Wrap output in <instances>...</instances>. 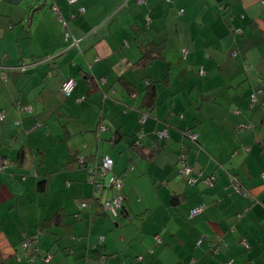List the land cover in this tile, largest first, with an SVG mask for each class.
<instances>
[{"label":"crops","instance_id":"1","mask_svg":"<svg viewBox=\"0 0 264 264\" xmlns=\"http://www.w3.org/2000/svg\"><path fill=\"white\" fill-rule=\"evenodd\" d=\"M25 1L0 8V264H264V0ZM141 39L158 43L145 65Z\"/></svg>","mask_w":264,"mask_h":264},{"label":"built area","instance_id":"2","mask_svg":"<svg viewBox=\"0 0 264 264\" xmlns=\"http://www.w3.org/2000/svg\"><path fill=\"white\" fill-rule=\"evenodd\" d=\"M38 1L45 2L47 0H38ZM68 1L73 2L76 0H68ZM142 1L143 0H137V2H142ZM50 8L57 15V17L60 20H62V17H61L60 11H59V6L54 1L50 2ZM80 10L83 11V7H80ZM146 19L148 20V17ZM64 37L66 40H68V38L70 37V32L67 29L64 31ZM70 43L71 44H77V40L75 38H72V41ZM181 51L183 54L185 53V49H182ZM198 72L200 74L204 73L203 66H199ZM2 75H5V73H3ZM75 83H76V81L73 77H67L66 79H64L62 81V83L60 85V91L65 95H69L70 92L73 90ZM252 97H254V95H252ZM83 98H84V95H81L76 100L80 101ZM2 116H3V114L0 112V117H2ZM166 133H167L166 129H160L157 131V136L163 137L166 135ZM188 135H190L192 138H195V135L193 133H189ZM79 159L82 160V156H80ZM112 165H113L112 158L108 155H104L101 158L99 163H97L95 166L92 165L90 167V170H89L90 178L94 182L96 191H99L102 187H104V184L98 180V177H102L104 174H106L112 168ZM3 166H5L4 163L2 161H0V169H2ZM178 172L182 176L185 177V180L188 184H194V183H197L200 181L205 185H210V184H212V181H213L212 175L199 179L200 173L195 176L194 174H192L191 168L188 167L187 165H183L181 168H179ZM108 184L110 186L114 187L117 190V193L115 195H113L111 198L104 200L103 205H104V208L106 209V211L111 216H117V215H119V213L122 209L123 200H124L123 194L121 192V186H122L121 176L112 173L108 178ZM233 186H234L235 190H237L239 192H244L242 187L239 186L238 184L234 183ZM85 204H86L85 201L80 202L78 205V208H80L81 206H83ZM261 204L264 206V198L261 200ZM201 208H202L201 205H198V206L191 208L190 214L194 215V214L198 213L201 210ZM100 238H102V237H100ZM155 239L157 242H160L159 236H155ZM240 242L242 244L246 245V242L244 239H241ZM35 243H36V241H33V239L26 238L22 241V247H23V249H26L28 246H32ZM31 248H33V247H31ZM27 251H26V253L29 252V251L28 252ZM50 257H51V254H47L45 257V261H48L50 259ZM138 257L140 258L141 255H138Z\"/></svg>","mask_w":264,"mask_h":264},{"label":"trees","instance_id":"3","mask_svg":"<svg viewBox=\"0 0 264 264\" xmlns=\"http://www.w3.org/2000/svg\"><path fill=\"white\" fill-rule=\"evenodd\" d=\"M19 1H21V0H19ZM18 1V2H19ZM25 1V0H24ZM137 1V0H136ZM144 1V0H143ZM142 1V2H143ZM1 2V1H0ZM69 2V1H68ZM142 2H138V3H142ZM148 17V16H147ZM146 17V18H147ZM149 22H150V18L148 17V20L147 19H145V23L146 24H149ZM141 43L143 44V49H142V53H141V57H140V59H139V61L138 62H141V63H144V65L145 64H147V62L149 61V60H151V57H154V55H153V52H154V46H156V45H158V43H154L153 44V46H148V41L146 40V39H141ZM156 44V45H155ZM1 65V64H0ZM3 73H5L4 71H2V73L1 74H3ZM2 77L3 78H5L6 77V73H5V75H2ZM65 95V94H64ZM251 95H254L255 96V92H253ZM152 100H153V92L151 91V90H149V91H147V93H146V102H147V104H148V106H151L152 104H153V102H152ZM0 112L3 114V116L2 117H0V120H2L3 118H4V115H5V112H4V110H0ZM182 132L183 133H185V134H189L190 133V130L189 129H183L182 130ZM157 133V132H156ZM167 134V133H166ZM164 137V136H163ZM160 138V137H159ZM103 157V156H102ZM101 157V158H102ZM0 161H2L3 163H4V165H7L8 164V161H7V159L5 158V157H2V156H0ZM100 162V161H99ZM98 162V163H99ZM113 166V165H112ZM3 168H4V166H3ZM131 168V167H130ZM129 168V169H130ZM112 169V168H111ZM110 169V170H111ZM1 170V169H0ZM113 172H111V174H112ZM110 174V175H111ZM115 174V173H114ZM105 175V174H104ZM104 175L102 176V177H98V180L99 181H101L102 183H103V177H104ZM109 175V176H110ZM117 175V174H116ZM109 176H108V178H109ZM119 176H121V175H119ZM206 176H211V175H201L200 174V177H199V179H201V178H203V177H206ZM121 178H122V176H121ZM97 180V179H96ZM213 180H214V177H213ZM91 182H92V184H93V192L95 193V192H100L101 191V189L102 188H104V187H102L99 191H96V188H95V185H94V182H93V180H91ZM213 182V181H212ZM236 184H238L239 186H241L239 183H237V182H235ZM42 184H43V182H41V181H39V186H42ZM109 185V184H108ZM110 186V185H109ZM110 187H112V186H110ZM242 187V186H241ZM114 190H115V192H114V194L113 195H115L116 193H117V190L114 188V187H112ZM121 188H122V186H121ZM242 189L244 190V192H246V190L242 187ZM122 192V191H121ZM244 192H242V193H244ZM123 194V193H122ZM112 195V196H113ZM111 196V197H112ZM94 197H96L95 195L93 196V198ZM110 197V198H111ZM124 197V196H123ZM92 198V199H93ZM264 198V197H263ZM262 198V199H263ZM261 199V200H262ZM90 199H84V200H82V201H85V205H83V206H86L87 204H88V201H89ZM106 200V199H105ZM261 200L259 201L260 202V204H261ZM82 201H80V202H82ZM104 202V201H103ZM79 205V204H78ZM78 205H77V208H78ZM262 205V204H261ZM83 206H81L80 208H78V211H80L81 209H82V207ZM105 209V208H104ZM24 239H26V237H24L23 238V240ZM33 241H36V243L35 244H33L32 245V249H33V251L34 252H32V250L30 249L31 248V246H28L26 249H23V251H24V253L26 254V251L27 250H29V253H28V255H27V260H33L34 258H39L40 259V261H42L43 263H46V262H48V261H45V257H46V255L49 253V251L48 250H43V251H40L39 250V248L37 247V245H38V241H37V239L35 238H33ZM32 258V259H31Z\"/></svg>","mask_w":264,"mask_h":264},{"label":"rangeland","instance_id":"4","mask_svg":"<svg viewBox=\"0 0 264 264\" xmlns=\"http://www.w3.org/2000/svg\"><path fill=\"white\" fill-rule=\"evenodd\" d=\"M38 1V0H36ZM3 6H6V7H10V8H19V9H22L23 8H28V5H27V2L24 1V0H21L19 1L17 4H14V3H11L10 1H7V0H1V3H0V8H3Z\"/></svg>","mask_w":264,"mask_h":264},{"label":"water","instance_id":"5","mask_svg":"<svg viewBox=\"0 0 264 264\" xmlns=\"http://www.w3.org/2000/svg\"><path fill=\"white\" fill-rule=\"evenodd\" d=\"M12 3L17 4L18 3V0H12ZM96 164H94L93 166H95Z\"/></svg>","mask_w":264,"mask_h":264}]
</instances>
